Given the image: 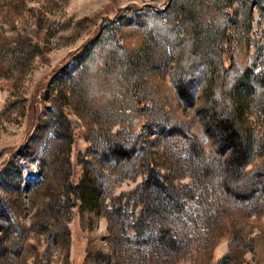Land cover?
Listing matches in <instances>:
<instances>
[{"label":"rangeland","instance_id":"rangeland-1","mask_svg":"<svg viewBox=\"0 0 264 264\" xmlns=\"http://www.w3.org/2000/svg\"><path fill=\"white\" fill-rule=\"evenodd\" d=\"M0 1L6 2L0 4V212L8 216L0 217V264H15L11 241L19 227L31 229L24 237L21 264H39L37 256L43 257L41 264H97L85 258L89 239L101 235L113 256L109 264H264V209L257 212L252 205L236 222L227 215L226 189L214 179L223 170L217 143L221 130H206L195 111L209 83L195 87L171 57L151 59L149 17L140 12L163 10L172 0ZM219 5L228 15L234 10L233 19L243 29L239 45L252 69L248 81L264 83V0H234L232 7L219 0ZM121 15L130 23H121ZM104 31L116 44L146 46L133 56L144 72L136 86L171 87L172 97L153 105L159 114L149 110L147 104H154L149 91L137 107L126 99L91 106L82 98V74L98 49L94 43L87 52L71 54ZM247 85L240 86L250 95L244 116L248 127L261 133L264 88L256 92L255 84ZM211 110L205 109L206 120ZM62 112L68 126L60 120ZM256 149L247 169L260 154ZM213 156L217 160L210 162ZM149 161L165 179L163 189L151 181L150 199L168 208L166 195H171L184 209V221L177 218L175 224V218L170 227L182 235V249L168 251L161 245L157 218L137 217L142 195L119 198L148 176ZM89 176L98 214L80 197ZM254 194L264 196V190ZM136 225L142 227L140 234ZM197 226L202 229L196 231ZM218 234L220 241L211 251Z\"/></svg>","mask_w":264,"mask_h":264},{"label":"trees","instance_id":"trees-1","mask_svg":"<svg viewBox=\"0 0 264 264\" xmlns=\"http://www.w3.org/2000/svg\"><path fill=\"white\" fill-rule=\"evenodd\" d=\"M5 1L11 2V0ZM224 1L230 7L234 2V0ZM5 3L0 1V4ZM229 11L230 15L220 9L219 0H172L163 10L148 9L145 12L141 11L140 15L147 13L149 17L148 29L153 38L150 43L151 59L159 62L161 57H167V59L171 57V60L174 59L176 62L177 70L181 71L184 78L193 83L195 87L204 82L209 83V90L202 96L199 108L195 111L206 130L215 126L221 130L217 143L220 153L223 154L221 158L223 170L222 172L218 170L214 174V179L216 185L227 191L225 197L227 215L230 213L229 216L235 217L234 220L240 222L253 209L257 212L264 209V196L254 194L255 191L264 190V124L261 133L258 131L255 133L253 127L252 129L248 127V120L244 113L250 95L247 89L244 92L241 91L240 86L245 87L248 84L246 87L250 88V83H253L257 92L259 88H264V83L261 82V79L257 80L256 78L248 81V74L252 69L243 58V48L239 45V41L244 36L243 29L237 26L233 19L235 17L234 10L229 9ZM119 20L124 23L126 16H119ZM125 23H130V21ZM109 35L111 34L105 31L103 34L97 32L71 54L75 56L79 49L87 52L88 46L94 43H96L95 50L98 49L95 59L88 64L82 74L81 82L85 94L82 95V98L85 97L91 106L95 101L121 103V100L126 99L129 106L137 107L140 105L139 101H142L146 92L149 91L150 99L154 102V104H147L150 105L149 110L152 111L154 108V111L159 114L157 107L153 105H157L165 97H172V94L170 95L171 87L165 88L162 84L154 85L149 82L144 83L143 90L136 86V79L144 78V72L142 67L139 69L136 67L133 56L141 54L146 46L129 48L124 43L116 44L114 38H110ZM105 45L108 48H105ZM225 49H229L230 52L225 54ZM176 89L175 93L180 95L181 91L177 86ZM208 108L212 109L209 111L212 112L210 120H206L204 116V111ZM62 114L60 120L64 126H68L67 115L64 112ZM256 148L259 149L260 154L256 157L251 168L247 169L248 162L257 151ZM215 160L217 157L213 156L210 162ZM211 165L220 168L219 165ZM149 166L148 176L135 187L121 192L119 198L122 199L124 195L127 197L142 195L143 205L137 217L145 218L150 215L157 218L159 221L157 228L162 237L161 245L168 251L182 249L185 246V243L182 242L184 245L180 247L182 235L177 232L176 227L175 230L173 228L170 230V227L174 226L175 218V224L177 218L180 219V222L184 221L183 208L177 205V200L171 195H166L167 198L170 197L168 198L170 202L168 208L156 203L153 197L152 200L150 199L149 185L151 181L163 189L165 179L159 177L153 162L149 161ZM86 183L88 187L85 188V193H80V197L89 206L87 207L89 210L98 214V202L94 190L90 188L93 186L90 176ZM78 187L79 184L74 185V189ZM1 203L4 205L3 200ZM249 206H252L253 209L251 207L248 211ZM0 217L8 218L6 213L1 214V212ZM109 220L110 227L113 222L111 223V218ZM250 221L253 223L252 218ZM141 222L144 221L141 220ZM136 229L138 234L142 232L141 226L136 225ZM197 229L196 231H200L202 227L197 226ZM29 230H31L30 227H19L17 235L11 241L14 249L12 260L15 264H21L19 258L23 251L24 237L28 236ZM3 231L7 237L5 227ZM224 233L231 237L230 242L233 245L235 239L232 237V233L230 231ZM220 236L221 234L214 236L211 251L220 241ZM243 236L247 237L248 231ZM103 238L106 236L101 235L89 239L85 262L91 260L97 264L110 263L113 256L110 250L105 249ZM3 239L6 238H1V240ZM42 261L43 257L37 256V262L41 264Z\"/></svg>","mask_w":264,"mask_h":264}]
</instances>
